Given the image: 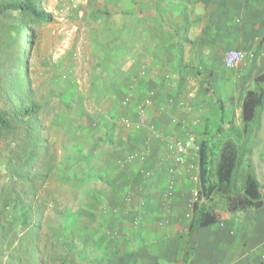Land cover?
I'll use <instances>...</instances> for the list:
<instances>
[{
  "label": "crops",
  "instance_id": "crops-1",
  "mask_svg": "<svg viewBox=\"0 0 264 264\" xmlns=\"http://www.w3.org/2000/svg\"><path fill=\"white\" fill-rule=\"evenodd\" d=\"M80 3L69 93L75 104L89 102L78 121L86 138V181L75 185L69 210L87 258L101 264H264V204L232 211L220 193L205 196L200 178L202 145L214 150V168L228 144L245 149L264 203V156L249 155L264 148V107L254 123H230L239 101L242 114L246 91L264 89L256 79L264 74V50L253 56L264 36V0ZM233 48L246 59L228 67L224 56ZM141 107L147 124L126 126L125 119L138 121ZM190 140L178 163L171 144ZM238 176L230 194L243 192L245 174L239 188ZM195 191L215 222L193 227Z\"/></svg>",
  "mask_w": 264,
  "mask_h": 264
},
{
  "label": "rangeland",
  "instance_id": "rangeland-1",
  "mask_svg": "<svg viewBox=\"0 0 264 264\" xmlns=\"http://www.w3.org/2000/svg\"><path fill=\"white\" fill-rule=\"evenodd\" d=\"M80 1L43 0L42 6L53 14V20L36 25L34 42L27 44L30 96L44 105L39 118L49 139L51 154L47 161L55 151L57 161L62 163L50 166L49 177L45 181L42 182L39 178L34 181L38 188L37 194L28 195L27 184H20L15 192L10 193L5 162L11 157L15 147L12 145L11 135H0V264H37L33 259L34 255H31L33 247L25 237L28 227L22 226L19 208L16 207L15 200L20 198L30 205L34 222L39 224L37 235L41 244L46 245L39 262L61 264L57 258V248L53 244L57 242L67 249L78 250V259L82 261L80 264L96 263L86 260L91 255L88 254V248L84 251L79 246L81 241L85 243L84 236L77 230L76 216L69 210L75 199V185L83 187L86 181V167L81 164L86 138L78 121L86 117L84 114L89 102L82 100L75 104L69 93L70 62L77 48L73 30L78 21L74 19V14L82 10ZM3 33L4 30L0 28V36ZM7 36L5 34L3 38L6 39ZM1 103L0 99V106ZM240 104L241 101L230 120L234 126L243 124ZM240 132L235 130L232 135L238 137ZM240 152L244 164L238 172V188L247 169L245 149L240 148ZM249 155L254 160L261 158L264 156V148L256 147ZM37 165L36 171L48 170V162ZM5 200L9 201L8 206L4 205ZM50 251L55 253L56 258L50 259Z\"/></svg>",
  "mask_w": 264,
  "mask_h": 264
},
{
  "label": "trees",
  "instance_id": "trees-1",
  "mask_svg": "<svg viewBox=\"0 0 264 264\" xmlns=\"http://www.w3.org/2000/svg\"><path fill=\"white\" fill-rule=\"evenodd\" d=\"M42 1L0 0V28L4 30L3 36H0V99L2 101L0 135H11L12 145L15 147L11 157L7 158L5 162L8 172L7 185L11 188L9 189L10 193L15 192L20 184H27L25 186H27L28 195L30 193L37 194L38 188L34 181L38 178L42 182L45 181L49 177L50 166L62 163V161H57L55 151L47 161L51 154L49 139L39 118L44 105L30 96L31 79L27 44L34 42V27L36 25L53 20V14L44 9ZM5 34L8 35L6 39L3 38ZM263 50L264 36L253 53L254 59ZM256 79L259 82L264 81V74L259 75ZM263 107L264 89H248L242 103L244 124L254 123ZM213 155H215L213 149L203 145L200 147V178L205 196L210 197L214 193H220L232 211L262 206L264 203L261 197L260 183L251 164L248 165L245 172L243 192L230 194L232 181L236 178L243 163L240 148L228 144L221 149L220 159L215 168L213 167ZM42 162L44 164L48 162V170L36 171L37 164ZM7 201H4L5 206H8L9 201ZM15 203L19 208L18 213L22 226L28 227L25 237L33 247L31 255H34L33 259L37 264H43V261L40 263L39 259L42 257L41 253L45 252L46 245L41 244L37 235L39 224L34 222L33 211L23 198L16 199ZM193 208L197 213L193 227L208 225L217 220L216 214L201 205L200 201H195ZM53 244L57 248L59 254L57 258L61 264H80L82 262L78 259V250L67 249L57 242ZM79 246L86 251V243L80 242ZM53 258H56L55 253L50 251V259ZM94 264H101V262Z\"/></svg>",
  "mask_w": 264,
  "mask_h": 264
},
{
  "label": "built area",
  "instance_id": "built-area-1",
  "mask_svg": "<svg viewBox=\"0 0 264 264\" xmlns=\"http://www.w3.org/2000/svg\"><path fill=\"white\" fill-rule=\"evenodd\" d=\"M246 59V53H244L242 50L239 49H229L226 51L224 56V62L226 66L228 67H236L239 64H241ZM127 101H125L126 103ZM148 122L146 111L143 107L140 108V117L137 122H133L129 119L124 120V124L128 127H131L135 125L136 127H142L146 125ZM191 140L190 141H177L175 143L171 144V147L176 150V161L178 163H183L185 161V157L187 154V151L189 147L191 146ZM195 198L198 200L199 198V192L195 191Z\"/></svg>",
  "mask_w": 264,
  "mask_h": 264
}]
</instances>
